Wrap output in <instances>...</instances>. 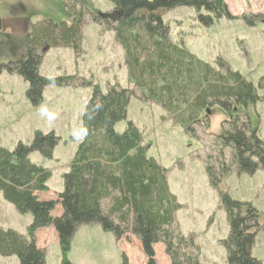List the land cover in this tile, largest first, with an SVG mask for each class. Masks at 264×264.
Listing matches in <instances>:
<instances>
[{
	"label": "trees",
	"instance_id": "16d2710c",
	"mask_svg": "<svg viewBox=\"0 0 264 264\" xmlns=\"http://www.w3.org/2000/svg\"><path fill=\"white\" fill-rule=\"evenodd\" d=\"M72 15L76 6L87 11V0H62ZM112 12L94 21L106 26L123 53L127 81L131 88L99 86L76 76L48 79L39 74L40 50L68 47L78 53L81 18L71 22L45 20L29 24L26 33L5 32L0 19V73L19 76L27 85L26 98L37 107L47 86L90 88L91 97L81 116V141L63 174V190L56 199H40L48 191L51 174L31 163L33 152L50 159L57 139L38 132L29 145L16 144L12 151L0 148V195L19 214H30L27 235L0 229V257H16L18 264H46V254L35 243V233L52 227L62 252L61 264L68 260L71 241L83 226L98 225L116 240L133 236L141 245L146 264H156L154 246L162 244L170 264H198L192 236L185 238L176 226L181 209L167 184V170L148 156L141 132L127 122L122 133L115 125L125 121L133 88L144 101L157 105L175 126L191 138L195 127L209 130V112L216 108L225 116L211 143L214 155H206V175L218 193V206L229 228L221 241L227 264H262L251 255L259 229V213L249 203L234 201L221 190L231 174L264 172V142L253 127L248 111L260 98L264 76L254 83L219 60L217 68L199 60L182 43L170 39L163 15L180 7L192 8L204 27L222 18L234 20L226 0H108ZM78 5H77V4ZM74 13V12H73ZM240 20L248 29L264 25V15L244 14ZM242 112V114H240ZM86 130V134L82 132ZM224 151H228L225 160ZM227 161V162H225ZM58 215L53 216L57 208Z\"/></svg>",
	"mask_w": 264,
	"mask_h": 264
},
{
	"label": "rangeland",
	"instance_id": "374dc122",
	"mask_svg": "<svg viewBox=\"0 0 264 264\" xmlns=\"http://www.w3.org/2000/svg\"><path fill=\"white\" fill-rule=\"evenodd\" d=\"M87 1L90 10L83 7L85 4L80 7L76 3L78 6L70 15L71 8L65 7L62 0H0L2 28L10 34L23 35L29 24L37 25L45 20L71 22L81 18L80 51L76 53L68 47L41 49L39 74L48 79L76 76L99 86L101 92L113 85L131 88L122 50L110 29L95 22L91 12H98L101 19L102 15L112 12V5L108 0ZM226 4L234 20L222 18L204 27L199 24L195 10L180 7L163 15L162 21L170 29L172 42L182 43L196 58L214 68L222 60L232 71L256 85L264 76V25L248 29L240 18L244 14L264 15V0H226ZM27 87L19 76L0 73V148L12 151L18 143L29 145L36 132L42 136L52 134L57 145L51 158L33 152L29 159L51 174L46 184L48 191L40 194V199H56L63 190L62 176L68 171L81 141V116L92 90L79 85L47 86L42 103L34 107L26 98ZM133 93L126 120L115 125L116 132L122 133L127 122H132L141 132L148 156L167 170L169 190L181 206L175 214L176 226L183 237L194 238L197 250L193 254L198 264H227L221 241L227 238L229 228L226 215L218 206V193L209 185L205 166L206 155H214L211 143L225 120L224 114L212 109L209 130L202 124L197 125L196 137L191 138L157 105L144 101L135 88ZM257 94L260 102L248 115L264 142V89H258ZM42 107L53 114L52 119L42 114ZM227 155L228 151H224L225 160ZM221 190L234 201L249 203L259 213V229L251 255L264 264V172L233 173L224 180ZM60 212L58 207L53 216ZM31 222L30 214H19L0 195V229L26 236ZM35 243L45 251L46 264H61L62 252L52 227L38 230ZM154 252L156 264H170L162 244L155 245ZM68 260L72 264H146L137 239L129 234L116 240L112 233L104 232L98 225L83 226L76 231ZM0 264H18V260L0 257Z\"/></svg>",
	"mask_w": 264,
	"mask_h": 264
},
{
	"label": "clouds",
	"instance_id": "9594fccd",
	"mask_svg": "<svg viewBox=\"0 0 264 264\" xmlns=\"http://www.w3.org/2000/svg\"><path fill=\"white\" fill-rule=\"evenodd\" d=\"M41 112H42V114H46L49 117V119L53 118V114L48 112L46 107H42ZM82 132H84L86 134V130H82Z\"/></svg>",
	"mask_w": 264,
	"mask_h": 264
},
{
	"label": "water",
	"instance_id": "95a60500",
	"mask_svg": "<svg viewBox=\"0 0 264 264\" xmlns=\"http://www.w3.org/2000/svg\"><path fill=\"white\" fill-rule=\"evenodd\" d=\"M104 15H102V17H103Z\"/></svg>",
	"mask_w": 264,
	"mask_h": 264
}]
</instances>
